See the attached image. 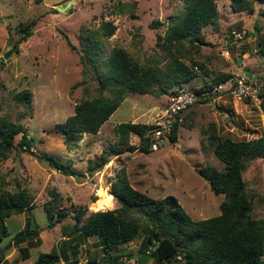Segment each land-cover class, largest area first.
<instances>
[{
    "label": "rangeland",
    "instance_id": "rangeland-1",
    "mask_svg": "<svg viewBox=\"0 0 264 264\" xmlns=\"http://www.w3.org/2000/svg\"><path fill=\"white\" fill-rule=\"evenodd\" d=\"M67 2L64 10L58 9L57 6ZM182 2L0 0V122L21 123L32 138L26 149L16 144L20 132L14 134L15 145L0 158V188L9 191L23 188L34 203L31 208L5 218L8 232L0 240V264H31L39 252L53 248L60 253L66 243L75 249L73 253L66 247L72 262H64L60 255L53 264H87L92 258L95 264L108 261L112 255L108 253L114 249H105L95 235L83 237L75 232L67 235L62 227L72 224L73 208L77 206L84 208L83 215L104 209L119 213V202L110 192L111 183L119 175L153 200L173 195L192 219L219 212L223 194L214 192L195 169L222 166L212 152L208 134L214 132L232 139L264 135L262 107L234 102L226 96L216 98L213 105L193 103L187 109L185 122L176 130V140L163 137L156 149L147 152L139 149L140 140L132 131L127 134L130 148L123 144V149L116 152L119 144L115 126L121 121L155 120L163 113L168 93L125 92L97 130L79 133L72 146L53 131L74 112L75 103L100 94L112 97L108 89H99L93 68L79 59L76 49L81 52V38L86 31L91 39H96L102 53L100 58H106L113 47H121L139 64L162 67L170 54L177 55L196 74L180 85L188 88L207 81L215 72L264 75V55L257 51V40L264 36V1H252L249 8L232 10L229 0H215L216 24L200 29L206 42L191 45L183 39L173 43L170 52L155 43V35H162L167 22L181 13ZM24 23H30L28 35L22 30ZM110 26L111 32L106 33ZM234 33L239 36H233ZM6 49L11 52L3 57ZM193 61L202 63L205 71ZM23 88L30 92L28 102L14 98L16 91ZM206 89L207 86H202L200 91ZM42 151L55 155L74 173L63 174L38 160L36 156ZM101 157L107 160L88 171L87 165ZM241 176L251 199V215L264 218V157L247 161ZM53 193L57 195L54 202ZM44 202L54 209L66 210V215L50 227L46 226ZM25 216L35 232L26 234L19 242L28 247V256L21 258L17 245L9 239L23 227ZM140 239L137 236L118 244L121 263L114 264H164L139 247ZM261 258L264 260V252Z\"/></svg>",
    "mask_w": 264,
    "mask_h": 264
},
{
    "label": "trees",
    "instance_id": "trees-1",
    "mask_svg": "<svg viewBox=\"0 0 264 264\" xmlns=\"http://www.w3.org/2000/svg\"><path fill=\"white\" fill-rule=\"evenodd\" d=\"M252 1L257 0H229V6L232 10H242L249 8ZM182 3L181 13L167 22L162 35L160 33L155 35V43L170 52L173 43H179L183 39L189 41L191 45L206 42L203 35L201 36L200 29L208 24H216L217 20L215 0H183ZM153 23L154 21L150 24ZM112 28V26L107 28L106 33H110ZM22 30L26 35L30 34V23H24ZM86 32L81 38V52L76 49L79 59L93 68L99 89H108L112 97L100 94L92 100L84 99L75 103L74 112L53 129L68 146L74 145L79 133L95 132L125 92L170 93L196 75L191 66L173 54L169 55L162 67L157 64L153 66L139 64L121 47H113L106 58H100L102 53L96 39H91L89 32ZM257 42L258 53L264 55V36H260ZM193 64L205 71L202 63L193 61ZM86 68L89 70V67ZM229 75L228 72H215L207 81L191 85L189 88L199 92L202 86L210 88ZM14 98L28 102L30 92L23 88L16 91ZM199 101L205 102L207 98H200ZM260 107L264 112V91ZM187 109L182 113L181 121L174 120L167 133L168 139L172 142L176 140V130L189 114ZM150 126L151 123L118 122L114 129L118 133L119 144L116 152L123 149V144L130 148L127 143V134L130 131L137 134L140 140L139 149L149 151L144 133ZM17 132H20V137L16 144L27 149L32 138L27 136L24 126L21 123L11 125L0 122V158L5 157L15 145L13 136ZM208 137L212 152L222 162V166L216 169L205 165L195 169L208 181L214 192L223 194L217 214L192 219L173 195L166 194L158 200H153L131 187L124 175H119L111 183L110 191L119 202L117 209L119 213L114 209H104L89 211L83 215V207H74L72 224L63 226V232L65 230L66 234L75 232L83 237L95 235L105 249H114L113 253H108L112 254L108 261H102L100 264L121 263L119 258L122 255L119 254L120 250L116 249L118 244L137 236H141L139 247L144 252L149 247V251L145 253L153 260L164 264H171L174 261L183 264H264L261 258L264 252V218L251 215V199L245 189L246 182L241 176L247 161L264 157V135L232 139L211 132ZM36 157L63 174L74 173L71 167L49 152L42 151ZM106 160V157H101L94 164H88V171ZM52 199L54 202L57 195L53 193ZM33 205L31 196L23 188L13 191L0 188V240L8 232L4 223L5 218L10 214L23 212ZM42 209L47 217V227L66 215V210L54 209L53 205L45 202ZM32 232H35V227L30 226L29 217L25 216L23 227L9 239L17 245L21 258L28 256V247L19 245V242L23 241L26 234ZM7 244L9 243L4 246L7 247ZM65 246L75 252L72 244L66 243ZM66 247L61 248L60 253L53 248L39 252L31 264H53L59 260L60 255L64 262L71 263L72 258L68 256ZM87 264H95L94 259H88Z\"/></svg>",
    "mask_w": 264,
    "mask_h": 264
},
{
    "label": "built area",
    "instance_id": "built-area-1",
    "mask_svg": "<svg viewBox=\"0 0 264 264\" xmlns=\"http://www.w3.org/2000/svg\"><path fill=\"white\" fill-rule=\"evenodd\" d=\"M238 37L239 34H233ZM223 53L227 51L222 50ZM264 91V75L257 77L240 71L231 72L223 81H220L205 91L196 92L185 86L176 87L173 92L168 93L163 113H160L155 120H151V126L146 129L144 136L148 140L147 148L154 150L159 141L167 137L174 120L181 121L182 113L193 103H201L200 98H207L209 104L221 96L229 97L234 102H247L253 106L260 107L262 92ZM149 251V247L146 248ZM104 264H108L104 262Z\"/></svg>",
    "mask_w": 264,
    "mask_h": 264
},
{
    "label": "water",
    "instance_id": "water-1",
    "mask_svg": "<svg viewBox=\"0 0 264 264\" xmlns=\"http://www.w3.org/2000/svg\"><path fill=\"white\" fill-rule=\"evenodd\" d=\"M68 4H69V2H67L64 6H57V7L60 10H64L65 6ZM10 52H11V49H6L3 53V57H6Z\"/></svg>",
    "mask_w": 264,
    "mask_h": 264
},
{
    "label": "bare ground",
    "instance_id": "bare-ground-1",
    "mask_svg": "<svg viewBox=\"0 0 264 264\" xmlns=\"http://www.w3.org/2000/svg\"><path fill=\"white\" fill-rule=\"evenodd\" d=\"M107 200H109V199L107 198Z\"/></svg>",
    "mask_w": 264,
    "mask_h": 264
}]
</instances>
